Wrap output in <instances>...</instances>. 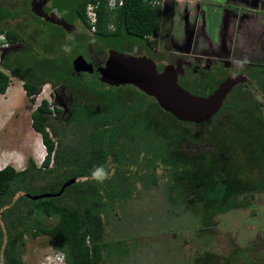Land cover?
<instances>
[{
	"label": "trees",
	"instance_id": "trees-1",
	"mask_svg": "<svg viewBox=\"0 0 264 264\" xmlns=\"http://www.w3.org/2000/svg\"><path fill=\"white\" fill-rule=\"evenodd\" d=\"M62 1L64 10H74L71 16L76 14L88 27L86 4L97 2L93 36L106 38L110 42L104 43L114 48L157 34L161 22L171 15V4H165L166 10H162L160 4L150 0H123L121 5L111 9L106 0ZM12 14L0 8V20ZM111 22L114 28H109ZM3 25L0 24V33H4L6 40L15 41L22 36H18L13 25ZM35 30L39 34L45 29ZM63 33L59 25L51 24L50 40L44 45L21 42L19 50L5 51L0 59V92L6 91L12 74L22 79L25 93L33 100L32 95L48 81L35 78L31 66L26 67L28 58L25 56L29 54L25 51L36 45L57 52L61 44L55 38L61 39ZM60 82L73 87L75 94L82 87L69 84L68 77L58 75L49 83L55 86ZM100 84L107 87V91L91 95L76 120L70 115H61L62 108L57 104L51 107L47 98H42L31 110V125L40 132L46 153L39 164L30 156L22 168L11 163L0 167V264H25L22 249L26 234L50 236L52 247L64 252L68 264L104 261L103 254L112 252V242L102 236L103 216L108 214L105 198L114 196L118 183L126 182L125 178L130 176L132 179L136 175L142 177L140 180L145 186L156 183L159 180V176L155 177L156 168L160 164L168 169L167 197L173 204L181 203L182 209L191 212L189 215L197 216L198 232L213 231L215 214L250 204L248 199L239 200L237 195L251 196L254 191H264V187L256 186L261 181L256 180L254 174L257 159L249 132L244 133V139L238 138L239 131L227 129L228 132L218 130L214 136L208 126L177 118L136 86L133 87L140 90L141 96H125L117 92V87L111 89L109 84ZM83 90L90 93L89 89ZM55 118H59L60 123H54ZM206 135L215 137V144L220 142L214 153L204 149L196 152L190 147L207 139ZM237 146L243 147V153L238 152ZM234 160L240 166L232 173ZM110 161L115 164L112 175L108 174ZM130 163L140 164L146 170L134 172L128 166ZM97 169L104 171L103 179L94 177ZM260 172L264 173V161ZM72 177L76 180L60 194L30 196L56 192ZM209 253L197 258L196 264H211L210 254L214 253Z\"/></svg>",
	"mask_w": 264,
	"mask_h": 264
},
{
	"label": "rangeland",
	"instance_id": "rangeland-1",
	"mask_svg": "<svg viewBox=\"0 0 264 264\" xmlns=\"http://www.w3.org/2000/svg\"><path fill=\"white\" fill-rule=\"evenodd\" d=\"M20 3V0H0V8H6L9 13H13L1 21L3 26L22 24L19 17H15V9ZM166 3H172L170 5L172 32L179 39L184 33L186 6L190 7L192 2L166 0ZM24 21L38 29H42L45 24L41 22V26L34 19ZM32 31L33 35L39 37L37 30ZM69 34L64 37L60 34L62 39L55 38L57 42L61 41L57 52L50 47H38L35 44V48L25 51L29 54L28 57L25 56L28 58L25 61L26 67L31 66L35 78H44L48 81L32 95L33 100L25 93L22 79L12 74L6 91L0 92V166L11 163L16 168H22L28 158L33 156L31 152L34 146L39 148L38 158H34L37 164L43 159L46 147L40 132H36L31 125L30 112L41 98H47L53 106L56 104L51 93L53 86L49 83L53 77L56 75L68 77L71 81L69 84L82 86L81 88L78 86L76 90L80 91L79 93L72 95L70 117L72 116L73 120L81 113V107L90 101L91 95L107 91V87L100 84L101 80L97 77L96 71L85 72L82 76L74 73L73 60L86 48V38L90 35L88 36V31L82 25L78 26L74 33L79 38ZM91 37L94 40L97 38ZM44 42H47L46 38L41 36L36 44L41 46ZM91 43L99 45L100 42ZM139 48L141 50L134 49L129 44L117 45L118 50L132 54L141 52L143 48ZM13 51L11 50L12 53ZM71 74L75 75L72 77ZM111 86V89L117 87V92L125 96L142 94L131 84ZM83 89L86 91L89 89L90 93H84ZM96 97L99 99V96ZM57 106L63 107L60 104ZM54 121L60 123L59 118H55ZM190 147L193 148V145ZM110 164L108 174L112 175L115 164L112 161ZM128 166L134 172L146 170L136 163H130ZM233 166L235 169L230 171L232 173L236 172L240 165L234 160ZM156 171L155 177L159 176L156 183L145 186L140 180L142 177L136 175L132 179L130 176L125 178L126 182L118 183L114 196L105 198L107 203L105 210L108 214L103 216L102 236L104 240L112 242V252L103 254L104 261L96 264H196L197 258H202L206 252L215 254L209 253L213 260L211 264H264V191H254L251 196L237 195L239 200L248 199L250 204L238 205L215 214L213 231L198 232L197 216L189 215L191 212L182 209L181 203L173 204L167 197L169 185L167 167L160 164ZM24 239L22 250L25 264H40L47 256L54 254L50 236L40 234L32 237L26 234Z\"/></svg>",
	"mask_w": 264,
	"mask_h": 264
},
{
	"label": "flooded vegetation",
	"instance_id": "flooded-vegetation-1",
	"mask_svg": "<svg viewBox=\"0 0 264 264\" xmlns=\"http://www.w3.org/2000/svg\"><path fill=\"white\" fill-rule=\"evenodd\" d=\"M31 1L33 0H20L21 3L15 9V17L18 16L22 24L16 23L13 28L18 36H22L15 41H9L3 33L0 42L6 44H0V59L5 51L19 50L21 42H38L41 36H45L48 42L51 24L59 25L64 30L62 37L72 33L69 36L76 38L79 37L74 33L77 27L82 25L90 37L86 38V48L79 54L84 53L90 58L92 70L82 69L74 73L82 76L85 72L96 71L99 77L98 66L104 64L108 49L114 48L104 43L110 41L106 38L94 40L91 37L94 32L76 14L71 16L74 10H64L62 0H45L42 2V8L49 14L51 11L60 13L72 24L71 32L35 13L31 9ZM38 1L41 0H34L35 3ZM204 1L203 5L202 0H195L193 5L186 6L184 33L179 39L172 32L171 14L165 18L166 21L164 19L161 22L157 34L148 35L141 39L142 41H135L132 46L137 50L142 47L138 54L152 57L158 70H162L167 64L174 65L177 81L194 94L206 96L222 82L231 83L220 106L210 116L191 121L208 126L214 136L218 130L224 132L227 129L230 132L239 131L238 138L244 139V133L249 132V138L255 144L254 153L257 159L254 174L256 180L261 181L256 186L264 187V173L260 172L264 161V0ZM163 10H166V7ZM24 19H34L41 26V22L45 23L42 28L45 29L44 33H39V37L33 35L32 30L36 28L34 25H28V21ZM113 25V22L109 23V28H114ZM91 42L100 43L92 45ZM73 89L63 82L52 87L51 93L55 103L63 105L61 115L66 117L72 112V95L75 94ZM212 138L209 136L194 143L193 149L197 152L198 148L202 147L214 153L219 149L220 142L215 144V137ZM237 149L243 153V147L237 146Z\"/></svg>",
	"mask_w": 264,
	"mask_h": 264
},
{
	"label": "water",
	"instance_id": "water-1",
	"mask_svg": "<svg viewBox=\"0 0 264 264\" xmlns=\"http://www.w3.org/2000/svg\"><path fill=\"white\" fill-rule=\"evenodd\" d=\"M31 1V9L45 19L60 24L70 31L72 24L68 23L60 13H47L42 8V2ZM70 25V26H69ZM92 70L90 58L80 53L73 60V70ZM99 79L110 85L132 84L146 94L155 98L158 104L181 120H202L210 116L221 104L231 83L222 82L212 93L197 95L182 86L176 77V68L167 64L158 70L154 59L146 54H132L116 48L108 49L104 64L97 68ZM75 177L66 180L56 192H40L30 194L32 198L60 194L64 187L75 181Z\"/></svg>",
	"mask_w": 264,
	"mask_h": 264
},
{
	"label": "built area",
	"instance_id": "built-area-1",
	"mask_svg": "<svg viewBox=\"0 0 264 264\" xmlns=\"http://www.w3.org/2000/svg\"><path fill=\"white\" fill-rule=\"evenodd\" d=\"M123 0H107V6L111 8H115L119 4L122 3ZM150 2L154 4H163L164 0H150ZM97 2L89 1L86 4V18L88 23L90 24V29L94 30L95 23L97 21ZM41 162V161H40ZM87 243H90V240L88 237H86ZM62 262L65 264L63 259V254L57 251H54L53 255L47 256L44 260L40 262V264H62Z\"/></svg>",
	"mask_w": 264,
	"mask_h": 264
},
{
	"label": "clouds",
	"instance_id": "clouds-1",
	"mask_svg": "<svg viewBox=\"0 0 264 264\" xmlns=\"http://www.w3.org/2000/svg\"><path fill=\"white\" fill-rule=\"evenodd\" d=\"M106 2H107V0H106ZM122 3H123V1H122ZM121 3V4H122ZM121 4H119V5H121ZM158 4H160V3H158ZM165 4H167L166 3V1L164 0V2H163V4H160V6H161V8H162V10H163V8L165 7ZM172 4V3H171ZM85 13H86V11H85ZM89 29H90V27H89ZM91 30V29H90ZM93 31V30H92ZM1 37H3V33H1L0 34V39H1ZM0 44H6V43H4V42H0ZM47 83V82H46ZM9 86V85H8ZM42 99V98H41ZM41 101V100H40ZM49 101V100H48ZM49 103H50V101H49ZM37 105V104H36ZM50 106L51 107H54L51 103H50ZM42 161V160H41ZM93 175H94V177L95 178H97V179H103L104 177H105V173H104V171L102 170V169H97L94 173H93ZM53 250L54 251H57V252H60V253H62L63 254V259H64V262H65V264H68L67 263V261H66V259H65V257H64V252L62 251V250H58V249H55V248H53Z\"/></svg>",
	"mask_w": 264,
	"mask_h": 264
},
{
	"label": "crops",
	"instance_id": "crops-1",
	"mask_svg": "<svg viewBox=\"0 0 264 264\" xmlns=\"http://www.w3.org/2000/svg\"><path fill=\"white\" fill-rule=\"evenodd\" d=\"M194 1L195 0H190V2H192V5H193V3H194ZM201 1V0H200ZM204 0H202V5L204 4ZM36 132H38L36 129H34ZM32 153V155H33V157L35 158V159H37L38 158V155H39V148L37 147V146H34V150H33V152H31ZM36 161V160H35ZM5 165V164H4ZM0 167H2V166H0Z\"/></svg>",
	"mask_w": 264,
	"mask_h": 264
}]
</instances>
